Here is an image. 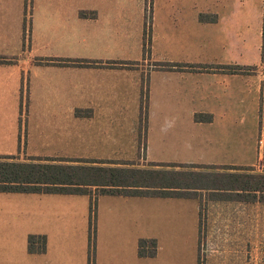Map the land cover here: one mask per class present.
I'll use <instances>...</instances> for the list:
<instances>
[{
    "label": "crops",
    "instance_id": "obj_1",
    "mask_svg": "<svg viewBox=\"0 0 264 264\" xmlns=\"http://www.w3.org/2000/svg\"><path fill=\"white\" fill-rule=\"evenodd\" d=\"M150 3L147 12L149 0H0V157L110 169L67 189L0 191V264H198L200 241L220 246L225 264L257 260L264 197L252 167L264 157L226 127L216 132L214 121L241 111L242 73L209 69L264 67L261 56L242 64L240 54L244 33L264 36V0ZM147 17L167 45L195 30L224 38L220 64L169 58L149 71V113L167 124L144 125L140 116ZM130 46L138 55L115 56ZM39 98L47 108H34ZM201 169L222 182L115 177Z\"/></svg>",
    "mask_w": 264,
    "mask_h": 264
},
{
    "label": "rangeland",
    "instance_id": "obj_2",
    "mask_svg": "<svg viewBox=\"0 0 264 264\" xmlns=\"http://www.w3.org/2000/svg\"><path fill=\"white\" fill-rule=\"evenodd\" d=\"M151 3L149 0V5L147 12L150 11ZM149 15V14H148ZM149 17L145 20L144 33L142 35L143 39V51L142 55L145 56V60L142 63L144 73L142 79L140 80V90L138 96V104L140 108V116L142 123L144 125H155V124H167L168 122L163 119H158L156 114H150L149 105L150 97L153 101L155 99V85L156 78L153 77L152 80L148 78L149 71L155 69L157 65L163 64L159 62H166L169 58H174L176 61H190L192 63H199L201 67L205 65H217L220 64L218 61H222L221 58L223 53H225L224 38L220 32L214 30H208L206 32L195 30L192 35L184 37L182 33L180 35H174L171 37L173 41L172 45H167L164 39L155 31V28L150 29L148 26ZM264 29V19L262 20ZM134 21H131V32L133 35ZM181 32V31H180ZM264 33V32H263ZM241 60L242 64L246 62L256 61L259 56H261L262 61H264V36L258 39V36L254 32L244 33L241 39ZM262 42V43H261ZM257 44H260V50H256ZM240 49V48H239ZM124 52L115 53L116 57L131 58L138 55L139 51L130 46L128 49L123 50ZM240 51V50H239ZM258 55V56H257ZM182 58L183 60H180ZM240 60V62H241ZM157 61V62H155ZM159 61V62H158ZM239 64V63H238ZM166 65V64H164ZM198 64H194L195 67ZM214 68V66H212ZM245 67V71L242 72L241 88H242V105L241 111H238L235 116L226 118L225 121L217 119L213 122L216 127V132L221 131V128L226 127V131L230 132L233 138H240L244 146H249L251 153L254 155H260L264 157V67L263 64H257L252 66H241ZM237 66H228L223 69H209L210 71H223V72H235ZM250 75L251 77L247 76ZM212 85L214 86V80H212ZM260 87V92H258V97L256 94V86ZM257 97V98H256ZM55 104V103H54ZM53 104V105H54ZM48 102L43 98L37 99L34 102V108L43 110L47 108ZM52 106V105H51ZM48 106V107H51ZM5 109L7 108L4 105ZM19 109L25 112V109H29V101L26 100V96L19 101ZM154 107V104H153ZM196 120L201 119V116H196ZM24 120V118L22 119ZM231 127V129L229 128ZM224 129V128H223ZM235 129V130H234ZM25 159V157H23ZM20 156H15L11 158V161H23ZM3 160V159H2ZM261 161V160H260ZM31 162V161H30ZM264 162V159H263ZM253 173L258 172L264 175V165H259L258 167H252ZM206 169H201L200 171H194L191 173L188 171H180L177 173L172 172H160L155 173L152 171L145 172L140 176H135V173H115L116 178L126 176V179L130 183L135 184H147L148 186H156L158 184L166 183L178 184V185H196L203 187L204 185H209L211 181L215 183H221L223 177L221 175H213L205 171ZM199 172L200 174H197ZM202 172V173H201ZM68 174H74L75 177L82 181H90L92 179V174L88 172L87 169L75 168L66 169L60 172V175L66 176ZM116 180V179H115ZM256 179L253 178V183ZM243 185L250 183V180H246L243 177ZM211 185V184H210ZM212 186V185H211ZM177 193V192H175ZM262 196V195H260ZM262 198V197H260ZM262 202H260V218L264 217V208L261 207ZM260 241H264V220L260 219ZM253 264H264V244H260L258 258L253 260ZM198 264H225L223 253L220 250V246L208 245L200 241L199 252H198Z\"/></svg>",
    "mask_w": 264,
    "mask_h": 264
},
{
    "label": "trees",
    "instance_id": "obj_3",
    "mask_svg": "<svg viewBox=\"0 0 264 264\" xmlns=\"http://www.w3.org/2000/svg\"><path fill=\"white\" fill-rule=\"evenodd\" d=\"M65 64L69 63L68 59H61ZM77 64H89L87 60L75 61ZM237 71L233 73H242L245 67H237ZM12 157H0V191H28L32 188L40 189L41 184H62L58 189H67L72 183L81 182L82 180L68 174L60 175V172L66 169H87L89 173L105 179L108 170L104 167L95 166H70V165H55L40 162H16L11 161ZM3 159V160H2ZM111 176V175H110ZM258 190L262 193L260 197H264V175L256 176ZM91 180V179H90ZM46 189L52 186H45Z\"/></svg>",
    "mask_w": 264,
    "mask_h": 264
}]
</instances>
